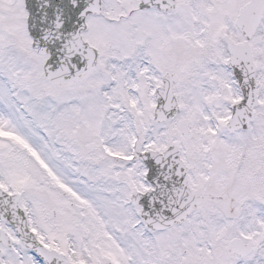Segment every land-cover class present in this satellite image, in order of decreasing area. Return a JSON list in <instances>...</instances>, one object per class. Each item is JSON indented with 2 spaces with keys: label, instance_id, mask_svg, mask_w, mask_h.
Here are the masks:
<instances>
[{
  "label": "snow or ice",
  "instance_id": "obj_1",
  "mask_svg": "<svg viewBox=\"0 0 264 264\" xmlns=\"http://www.w3.org/2000/svg\"><path fill=\"white\" fill-rule=\"evenodd\" d=\"M0 264H264V0H0Z\"/></svg>",
  "mask_w": 264,
  "mask_h": 264
}]
</instances>
